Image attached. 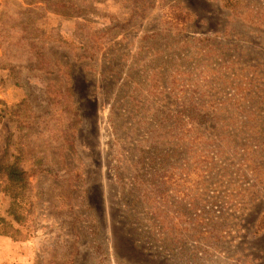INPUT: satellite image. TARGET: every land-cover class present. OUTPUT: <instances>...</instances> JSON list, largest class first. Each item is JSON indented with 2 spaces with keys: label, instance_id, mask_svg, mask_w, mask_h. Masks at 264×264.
Wrapping results in <instances>:
<instances>
[{
  "label": "rangeland",
  "instance_id": "rangeland-1",
  "mask_svg": "<svg viewBox=\"0 0 264 264\" xmlns=\"http://www.w3.org/2000/svg\"><path fill=\"white\" fill-rule=\"evenodd\" d=\"M7 165L10 264H264V0H0Z\"/></svg>",
  "mask_w": 264,
  "mask_h": 264
},
{
  "label": "trees",
  "instance_id": "trees-1",
  "mask_svg": "<svg viewBox=\"0 0 264 264\" xmlns=\"http://www.w3.org/2000/svg\"><path fill=\"white\" fill-rule=\"evenodd\" d=\"M0 170L4 173V177L7 178V188L6 192L10 194L12 198L11 208L8 211V216L12 219V222H7L6 220L0 218V237L8 239L10 242L17 243L18 239L16 237V233L20 234L16 229V225L22 226L26 223V221L30 218V214L33 208L25 206L29 203L30 197L22 196V192H31L30 183L28 182V178L26 173L21 170L17 165H7L0 168ZM155 187L152 191L144 188L143 195L147 197L152 192L157 197L158 185L153 184ZM151 186V185H150ZM20 190V194L17 192ZM149 197V196H148ZM148 199H153L149 197ZM23 203H26L23 206ZM157 209L154 207L151 213L156 215L155 211ZM15 223V224H14Z\"/></svg>",
  "mask_w": 264,
  "mask_h": 264
},
{
  "label": "crops",
  "instance_id": "crops-1",
  "mask_svg": "<svg viewBox=\"0 0 264 264\" xmlns=\"http://www.w3.org/2000/svg\"><path fill=\"white\" fill-rule=\"evenodd\" d=\"M6 98V97H5ZM3 241H5L6 243H10V244H12V243H14V242H10L8 239H6V238H3V237H0V243H2ZM1 254H3V252L2 251H0V255ZM10 254H8L7 256H8V258H1L0 257V264H10L8 261H7V259H10V256H9ZM22 261V260H21ZM25 261V260H24ZM24 261H22V264H26V261L24 262ZM5 262H7V263H5Z\"/></svg>",
  "mask_w": 264,
  "mask_h": 264
}]
</instances>
